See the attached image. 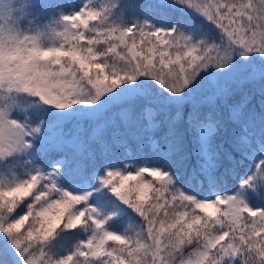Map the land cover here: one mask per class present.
I'll return each instance as SVG.
<instances>
[{"label": "snow or ice", "instance_id": "1", "mask_svg": "<svg viewBox=\"0 0 264 264\" xmlns=\"http://www.w3.org/2000/svg\"><path fill=\"white\" fill-rule=\"evenodd\" d=\"M0 264H264V0H0Z\"/></svg>", "mask_w": 264, "mask_h": 264}, {"label": "trees", "instance_id": "2", "mask_svg": "<svg viewBox=\"0 0 264 264\" xmlns=\"http://www.w3.org/2000/svg\"><path fill=\"white\" fill-rule=\"evenodd\" d=\"M254 103L258 104V99L256 101H254Z\"/></svg>", "mask_w": 264, "mask_h": 264}]
</instances>
